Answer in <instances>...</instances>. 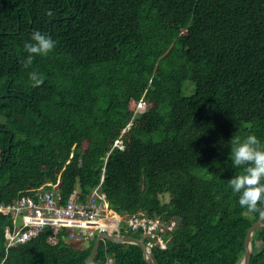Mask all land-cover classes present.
<instances>
[{"label": "trees", "instance_id": "obj_1", "mask_svg": "<svg viewBox=\"0 0 264 264\" xmlns=\"http://www.w3.org/2000/svg\"><path fill=\"white\" fill-rule=\"evenodd\" d=\"M37 31L56 46L26 66ZM248 135L264 147V0H0V204L58 177L61 201H83L101 182L121 215L179 220L159 264H239L259 215L239 206L228 180L243 170L227 160ZM8 224L0 212V264H84L94 242L62 229L49 243L44 228L6 248ZM252 249L264 264V228ZM92 264L147 262L106 240Z\"/></svg>", "mask_w": 264, "mask_h": 264}, {"label": "built area", "instance_id": "obj_2", "mask_svg": "<svg viewBox=\"0 0 264 264\" xmlns=\"http://www.w3.org/2000/svg\"><path fill=\"white\" fill-rule=\"evenodd\" d=\"M119 142L117 140L115 144ZM58 183L59 177L55 183L27 189L10 203L0 204V212L9 217V224L4 228L6 248L26 242L44 228L51 230L47 241L53 244L63 229L65 234L61 237L67 242H76L81 248L99 233L123 234L127 231L139 232L151 249L169 247L178 219L166 221L141 211L121 215L109 206L100 190L101 182L83 201L77 199V190L66 201H61L56 190ZM46 185L51 188H45Z\"/></svg>", "mask_w": 264, "mask_h": 264}, {"label": "clouds", "instance_id": "obj_3", "mask_svg": "<svg viewBox=\"0 0 264 264\" xmlns=\"http://www.w3.org/2000/svg\"><path fill=\"white\" fill-rule=\"evenodd\" d=\"M45 14L54 15L51 10ZM55 46L56 43L50 36L39 31L34 32L31 42L24 44L27 53L25 65H31L36 56H48ZM29 79L33 87L43 83L42 77L35 71L29 73ZM231 144L227 161L233 168L242 169L243 172L232 176L228 185L232 193L238 196L241 208L264 218V147L255 135H248L243 139L236 138Z\"/></svg>", "mask_w": 264, "mask_h": 264}, {"label": "water", "instance_id": "obj_4", "mask_svg": "<svg viewBox=\"0 0 264 264\" xmlns=\"http://www.w3.org/2000/svg\"><path fill=\"white\" fill-rule=\"evenodd\" d=\"M10 145H8V148ZM259 228H264V218L258 217L246 230L244 242H243V254L239 264H249L252 255V235L255 230ZM110 241L116 244H135L139 246L142 250L143 257L147 264H159L153 254L152 249L140 238L134 237L127 234H117V233H99L96 235L90 254L88 255L84 264H92L95 259L99 245L101 241Z\"/></svg>", "mask_w": 264, "mask_h": 264}, {"label": "rangeland", "instance_id": "obj_5", "mask_svg": "<svg viewBox=\"0 0 264 264\" xmlns=\"http://www.w3.org/2000/svg\"><path fill=\"white\" fill-rule=\"evenodd\" d=\"M193 88H194V85L193 83L191 82H186L184 85H183V88H182V93L184 95H190L192 92H193ZM146 107V104L144 101H140L137 105H136V111H143ZM158 133L153 135V140H157L158 139ZM160 198L163 200V201H166L168 200L169 196L168 194H163L160 196ZM141 239V238H140ZM84 246L87 245V243H83Z\"/></svg>", "mask_w": 264, "mask_h": 264}]
</instances>
